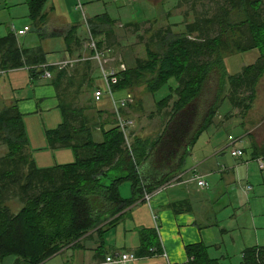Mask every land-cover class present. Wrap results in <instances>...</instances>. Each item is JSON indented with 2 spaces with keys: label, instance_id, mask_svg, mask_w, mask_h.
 <instances>
[{
  "label": "trees",
  "instance_id": "1",
  "mask_svg": "<svg viewBox=\"0 0 264 264\" xmlns=\"http://www.w3.org/2000/svg\"><path fill=\"white\" fill-rule=\"evenodd\" d=\"M44 2L28 0L32 18L38 17ZM181 2L190 3V9L183 12V29L175 31L171 24L146 29L149 36L144 43V57H135L133 65L117 72L116 82L111 83L118 112L126 117L127 107L137 108L140 102L131 89L143 85L153 96L165 90L155 102L158 112L169 105L164 111L163 127L155 136L133 134L130 143L108 95L103 98H108L116 119L99 124V141L94 140V124L85 113L87 108L75 103L83 88L93 92L104 87L98 65L88 58L92 51L87 45V55L56 65L46 62L41 46L20 44V35L13 30L0 36V70L27 68L31 77L50 73L63 119L45 130L47 146L69 147L76 157L74 161L38 167L28 152L22 113L15 104L0 107V145L6 147L0 156V261L11 256V264H40L65 247H78L80 238L90 231L101 238L117 224L124 213L120 212L140 199L145 201V195L159 187L182 180L186 158L200 135L213 124L224 98L243 113L253 108L256 85L264 73V0ZM198 4L200 8H196ZM188 11L194 15L190 21L186 20ZM90 24L95 34L105 32L106 43L96 42L98 48L109 46L110 36L114 39L112 28L96 29L97 21ZM128 25L137 28L139 24ZM70 31L64 35L65 40ZM252 49L259 53L254 62L239 72L227 71L225 53ZM120 62L124 63L110 55L104 66L117 68ZM226 86L227 93L222 95ZM121 90L129 91V97L115 98L114 93ZM124 98L127 100L121 104ZM138 105L141 109V103ZM250 146L251 155H257L253 158L256 163L264 156V143ZM240 148L246 151L244 145ZM126 181L130 196L123 197L119 186ZM13 201L20 204L16 211L10 206ZM166 207L174 213L191 209L187 199ZM138 237L139 246L133 251L136 257L160 250L155 227L139 229ZM184 249L187 264H221L219 258L209 255V246L202 241L186 244ZM239 264H264V245L243 248Z\"/></svg>",
  "mask_w": 264,
  "mask_h": 264
},
{
  "label": "crops",
  "instance_id": "2",
  "mask_svg": "<svg viewBox=\"0 0 264 264\" xmlns=\"http://www.w3.org/2000/svg\"><path fill=\"white\" fill-rule=\"evenodd\" d=\"M24 2L27 5L29 19L36 26L38 34H43L39 38L40 43L38 40L30 41L26 47L41 46L46 52L48 64L60 65L75 59L78 55H87L89 52L86 46L88 30L96 42L101 40L106 43L105 32L95 34L90 21H97L96 29L112 28L111 35L114 34V28L122 27V24L125 26L129 23L139 24L131 19L120 20L117 16H111L106 9L110 0H75V3L71 0H51L50 2L45 0L39 10L38 17L35 18H32L28 0ZM41 15L43 18L40 19ZM76 15L77 19H75ZM101 15L104 17H100ZM26 26L29 27L28 31L23 35H16L23 46L26 41H21V37L31 30V26L24 23L17 27V29H21ZM9 29L16 34L17 29L15 30L13 25ZM96 29L95 32H98ZM68 31H70L69 37L65 40L64 35ZM111 37L109 41H114ZM66 42H70L69 47L66 46ZM111 45L112 43L107 47L103 45L100 49L102 48L105 56L114 55L113 58H121ZM1 75H6V81L1 80ZM124 95H130V93L125 90V94H120V97L122 98ZM58 103V96L51 77H45L42 73L31 77L27 68L0 70V107L15 104L22 113L29 140L28 152L32 156L34 150L50 149L57 151L56 153L60 154L62 160H70L72 157L70 153L73 152L69 147L51 149L47 146L45 130L55 127L63 119ZM105 111H109V107ZM129 111L131 108L127 107L125 113H131ZM37 117L41 121L37 125L40 134L37 135L38 142L32 143L29 139L28 122L32 125L34 120H26ZM251 131V128L248 129L247 136L243 139L246 150L243 155L235 158L236 156H232L230 153V156L222 164L224 167L219 170L221 179H225V182L233 180L232 185L236 184V181L241 183L232 189L237 205L223 217L225 222L220 223L219 220L212 217L211 205L205 195L196 194L201 190L197 188L199 186L194 177L199 176L208 182L206 177L212 174L218 166L216 155L227 144L219 149L212 146L208 150H204V156L198 160L195 157L194 145L186 158L184 170L181 172L182 180L159 187L150 195L148 201L140 199L120 212L124 213L117 224L108 229L101 238L95 232L90 231L80 238L78 247H65L40 264H106L104 259L107 255L120 250L136 251L139 246L138 230L152 227L156 229L160 250L137 256L131 264H187L188 257L184 246L200 241L209 246V255L219 258L220 261L229 258L228 248L235 249L240 260L243 248L251 245H264L263 239L256 231V228L264 225V170L257 167L253 160L256 154L252 156L250 149V145L261 146L264 143V135L252 136ZM247 152L249 157L244 156ZM188 158H192L193 164L188 163ZM70 161H52V163L39 165L35 159L38 167H49ZM253 163L255 166L251 168ZM248 186L251 188L248 189ZM237 191L241 193V197L238 196ZM182 199L189 200L191 206L189 211L174 213L172 209L166 207L167 204ZM228 204H231V201ZM245 209L248 213L245 212ZM210 218L213 219V222L209 220ZM261 220H263L262 223ZM262 229L264 228L262 227ZM226 239L231 243L230 247L225 243ZM101 243H103V247H100ZM4 259L0 261V264H3ZM13 260L14 257L10 262L4 264H11Z\"/></svg>",
  "mask_w": 264,
  "mask_h": 264
},
{
  "label": "rangeland",
  "instance_id": "3",
  "mask_svg": "<svg viewBox=\"0 0 264 264\" xmlns=\"http://www.w3.org/2000/svg\"><path fill=\"white\" fill-rule=\"evenodd\" d=\"M24 1L25 0H0V36L4 35L9 28H12V25L16 30L19 25L28 23L31 26V30L27 32L25 36L21 37V41H26L24 44V47H26L30 41L38 40V43H40V36L36 26L28 17L27 5ZM47 1L50 2L51 0ZM71 1L75 3V0ZM160 1L161 0H110L106 9L111 16H117L120 20L131 19L132 21L139 22L137 28L134 26H125L123 24L122 27L114 28V41H112L111 47L114 48L117 55L121 56V59L126 64L125 68L133 65L135 57H144V43L149 36V32L147 33L146 29L149 28L153 30L159 26L165 27L169 24L173 25L172 29L175 31L183 29V22H185L183 21V12L190 9V3L183 4V2L180 3L181 0H164L162 3ZM196 8H200V5H196ZM188 12L186 20L190 21L193 19L194 15L192 11ZM75 19H77V15ZM258 55L259 53L256 49L244 52H227L225 53L224 59L226 69L229 73L239 72L243 66L254 62ZM93 65L96 67L95 63H93ZM5 77L6 75H1V80L6 81ZM96 82L98 83L99 80ZM100 83L102 84V81H100ZM211 88L212 86L209 85L208 89ZM131 90L134 92L137 100H140V102H137L138 104L141 103V109L138 108L139 105L137 104V108L131 107V111H129L131 113H126V115L131 117L134 122L131 127L132 129L130 130V135L128 136L129 142L127 143L131 142L130 138L133 134L143 137L155 136L163 127L166 119L164 111L169 109L168 105V107L164 108L161 112L156 110V99L164 95V89H161L154 96L149 93L143 85L137 86L135 89ZM226 93L227 86L222 95ZM120 94H125V90L115 92V98H121ZM92 95V91L86 92L83 88L79 94L78 101L76 100L75 103H77L78 106L82 105L87 108L85 113L91 117V122L94 124V140L99 141L101 139V133L98 129L99 124L104 121L113 122L116 118L111 114V108H109V111H105L106 108L111 106L107 97L93 103L94 100ZM125 96L126 95L123 97ZM127 97H129V95L126 96V98ZM100 109H103V111L98 114L97 112H100ZM30 120L34 121L32 124L33 126L28 122V128L30 129L29 139L32 143H37V135L40 134L37 125L41 121L39 117L33 119L28 118L26 121ZM250 128L252 130V136L264 135V73L256 85V97L253 108L243 113L240 108L233 107L227 98H224V100L219 103V107L217 108L213 119V124L207 131L200 135L195 144V157L198 160L200 157L204 156V150H208L212 146L219 149L229 143L228 135L238 138L234 146L237 144V146H243L244 143L242 142L241 144L240 139L246 138V131ZM232 147L233 146L231 145L225 146L222 151L216 155L218 162L216 170L206 177L208 182L204 188L197 187L201 192L196 193L199 195H205L209 199L212 217L219 220L220 223L225 222L226 220H224L223 217L232 211V207H236L237 204L235 203L232 189L241 184L236 181V184L232 185L234 183L233 180L225 182V179H221L220 176L219 170L224 167L222 164L225 162L226 158L230 156ZM5 151V145H0V156L3 155ZM56 152L57 151L50 149L40 151L34 150L32 152L34 154L32 157L38 161L39 165L52 163V161L59 162L76 159L74 153H70L72 154L70 160H62L63 158H60V154H57ZM244 156L249 157V153L247 152ZM50 160L52 161L50 162ZM188 160L189 164H193L192 158H188ZM254 166L255 164L253 163L250 167L254 168ZM234 180H236L235 177ZM119 191L120 195L123 197L130 196L129 183L127 181L123 182L119 186ZM237 192L238 196L241 197V193L239 191ZM229 201H231V204H228ZM10 206L13 211H16L20 204L13 201L10 202ZM245 212H247V209H245ZM245 212L243 211L244 214ZM209 220L213 222L212 218ZM262 221L263 220H261V223ZM259 227L256 228V231L263 239L262 241L264 244V229H262V227L264 228V225ZM225 243L230 247L231 243L228 239H226ZM227 253L230 255L229 258L222 260L221 264H239L240 260L238 259V252H236L235 249L228 248ZM12 259L13 257L11 256L6 257L3 264L10 262Z\"/></svg>",
  "mask_w": 264,
  "mask_h": 264
},
{
  "label": "built area",
  "instance_id": "4",
  "mask_svg": "<svg viewBox=\"0 0 264 264\" xmlns=\"http://www.w3.org/2000/svg\"><path fill=\"white\" fill-rule=\"evenodd\" d=\"M29 28L26 26L21 29L16 30V35H23ZM87 46L92 51V53L89 55V59L96 62V64L99 67V71L102 77V80L104 82V87H97L93 90V100L98 101L103 98L104 95H108L111 98V101L113 102V109L116 111V118L119 121V124L123 130L126 142L128 141V135H129V129H131L133 125V119L129 116H122L118 112V106L117 103L113 97V92L111 89V83L116 82L117 80V72L125 69V64L120 62L117 68H113L111 66H104V63L107 62L110 59V55L105 56L104 53L101 51V49L98 48L95 38L92 36L91 32L88 30V35L86 36ZM44 76L50 77V73L48 71L44 72ZM127 99H121L120 103L123 104ZM229 141L234 144L238 138H234L233 136H228ZM231 155L232 156H242L243 151L240 147H233L231 149ZM256 163L260 169H264V156L259 157L256 159ZM196 180V183L199 187H204L207 185V182L204 179H201L199 176L194 177ZM251 188V186H248V189ZM150 195L146 194L145 199L149 200ZM136 259V255L132 251H125L120 250L116 253H113L111 255H107L104 259V262L106 264H131L132 261Z\"/></svg>",
  "mask_w": 264,
  "mask_h": 264
}]
</instances>
